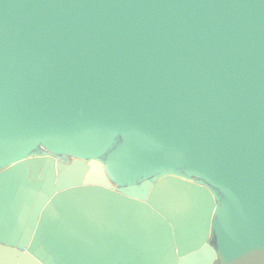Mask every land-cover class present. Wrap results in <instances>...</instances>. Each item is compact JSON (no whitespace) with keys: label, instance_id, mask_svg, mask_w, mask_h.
Returning <instances> with one entry per match:
<instances>
[{"label":"water","instance_id":"95a60500","mask_svg":"<svg viewBox=\"0 0 264 264\" xmlns=\"http://www.w3.org/2000/svg\"><path fill=\"white\" fill-rule=\"evenodd\" d=\"M0 264H264V0H0Z\"/></svg>","mask_w":264,"mask_h":264}]
</instances>
